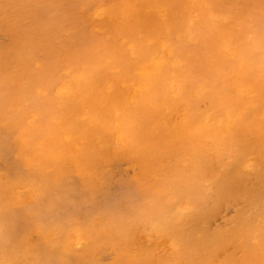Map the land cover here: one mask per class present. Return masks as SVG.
<instances>
[{"label": "rangeland", "instance_id": "374dc122", "mask_svg": "<svg viewBox=\"0 0 264 264\" xmlns=\"http://www.w3.org/2000/svg\"><path fill=\"white\" fill-rule=\"evenodd\" d=\"M177 1L180 3L179 5L184 2L183 0ZM187 1L186 8L193 0ZM236 1L240 0H234L233 2ZM116 2L117 0H0V264H57L58 261V264H264V250H262L264 249V232L260 231V234L259 232L250 231L248 226L244 228L239 224L236 225L238 218L244 219L245 216H248L245 208L247 204L252 203V198L246 189L250 182L247 179L248 174L238 171L236 173L235 171L238 166H247L252 161L258 162L260 167L264 166V88L259 85L264 82V51L262 50L264 47V27H262L264 26V0H242L236 2L233 6L236 11L231 12L232 16L236 17V14L240 13V17L247 16L250 19L253 16L255 19L253 24L256 25L250 28L248 26L249 29H245L250 34L247 35L241 31L242 24L237 27V30L241 32H234L228 27H225L227 31L218 28L219 30L212 32L210 35L205 32V36L208 37L204 41L205 44L203 43V50L195 47L193 51L189 52L191 57L198 58V62L192 63L193 67L190 70V76L201 74L198 68L199 64L204 63L206 66L207 63L212 72L207 77L218 75V81L220 82L221 80V88H224L227 94L226 100H229L231 104L243 106L246 113L249 114V121L246 119L244 122L242 110L238 107L228 116L227 121L229 120V122L224 125H219L214 120L206 117L211 115V112L209 114L205 113L203 111L204 108L201 109L203 111L201 118L193 116L189 111L190 106L187 98L186 100L160 103L156 100L154 92L151 91L150 93L142 81L139 82L137 80L139 83L137 85L136 79L132 77L134 81L131 80V76L130 79L127 77V80L115 79L116 76L120 78L118 73L122 74L121 63L126 60V57L129 61L136 58L135 44L124 36L125 31L123 35V28L125 30L126 22L123 23L122 20L124 18L122 16L118 17L119 8ZM245 2H248L246 5L252 3L251 16L239 7V4H245ZM133 3L134 0H127L124 5L125 9L130 8L129 6ZM106 4H108L107 11ZM147 9L150 10L146 7ZM164 13L165 9L161 7L158 14L164 17ZM261 14H263L262 17ZM183 16L184 14H181L179 18L181 19ZM112 18L113 20L111 21ZM244 21L248 20L244 19ZM112 23L117 26H112ZM122 23L123 26L125 25L124 27ZM193 23L196 24L195 21H192L189 25V30H193L195 26ZM109 26L113 29L109 30ZM257 28H259L262 35L256 30ZM189 33L192 37L195 34L194 32L191 34V31ZM188 34L182 24L175 26L177 42H183L187 39L192 45L196 44L194 37L186 38ZM113 35L117 39L115 43L112 40L114 38H111ZM244 35H247L245 37L246 40L245 38L238 40ZM252 35L255 40H253V37L251 38ZM81 38L83 39L81 40ZM79 39L80 41H78ZM86 40H88V44ZM212 40H214V43ZM247 40L252 45L248 44ZM256 40L257 44L255 43ZM91 41H93V44H91ZM253 42L256 45H253ZM98 44L101 46H97ZM111 44L116 45L113 53L114 57L111 55V48H113ZM223 44H228V48H225L224 52L227 55L233 54L230 56L232 58L230 61L232 66L228 64L229 61H226L229 58L225 57L219 50L220 46L224 47ZM82 45L87 49L85 50ZM99 47L100 49L98 50ZM88 48L93 49L89 50ZM101 48H107L108 50H102ZM255 48H257V51ZM80 49L82 50L81 52ZM228 49H231V52ZM253 50L256 52H253ZM88 51L93 52L89 53ZM237 53L238 56L236 55ZM82 54H86L91 59H93L94 55V59L85 61V56L83 58L79 56ZM69 55L72 57H69ZM32 57L33 59L30 60L29 58ZM95 60L98 62H94ZM152 60H155L160 66H170L172 68L173 65L183 68L188 64L186 62L180 63L175 58L173 49L167 43H161L160 48L153 52ZM24 61L28 64L29 69L25 66L26 63ZM103 61L104 63L107 62L108 65H102L104 67L99 65L100 62L104 64ZM19 62L22 63L21 66L23 67L19 66ZM93 62L96 63L95 66ZM161 62L164 63L162 64ZM58 63H61L62 67ZM78 63L82 66L80 67ZM97 63L99 64L97 65ZM239 63H242L243 70L246 69L247 72L245 71L244 77H236L232 81L229 80L231 83H228L231 68L237 67ZM247 63H250L251 66L248 67ZM71 64L72 66H70ZM53 65L57 68L54 69ZM73 65L77 66V68ZM33 66L40 68L37 70ZM114 66L117 68L113 69ZM25 67L26 69H24ZM108 67H113V70ZM87 68L88 70L91 68L94 73L91 70L90 73L85 71ZM103 68L108 69L104 70ZM20 69H23V71ZM41 69L45 73L44 71H42L43 73L39 72ZM67 69L72 70L68 72ZM260 69L262 70L261 72ZM54 70L59 73H55L56 71L54 72ZM76 70H79V72ZM114 70L115 72H112ZM36 71L39 72L40 77ZM99 71H108L106 75L111 77H100L103 73L100 72L101 74H99ZM72 72L75 75L80 73L82 76H75L74 73L71 75ZM262 72L263 74H261ZM60 73L65 82L62 81ZM68 73H71V76ZM96 73L99 76L96 77ZM25 74H27L26 77ZM172 74L167 76L166 81V84L170 85V90L173 92L177 91V88L178 90L181 89L182 92L191 90L193 84L185 81L180 70H174ZM222 75L224 77H221ZM175 76L176 78L173 79ZM67 77L68 79H66ZM71 77L76 79L73 80ZM89 77H92V81ZM102 77L107 79V81L105 80L107 82L106 85L109 86L105 85L107 90L102 88L100 93L99 90L103 85L100 87L97 84H100ZM177 77L179 78L177 79ZM55 78H58L60 83ZM149 78L153 79L154 75L151 74ZM33 80L35 82H32ZM98 80L100 81L99 83ZM169 80L173 83L171 84ZM37 83L41 85L39 86ZM57 84L59 85L58 87ZM86 84L90 85V88H88L90 90L86 89L89 87ZM93 84L98 87L93 86ZM186 84L189 85L186 86ZM176 85L178 86L175 87ZM48 86H52L50 88L54 86V89H50ZM115 86L118 88H114ZM34 87H39V89ZM83 87L84 89H81ZM108 87L111 88L108 90ZM112 88L113 90L115 89L113 93ZM145 88L147 92H145ZM103 89L106 90L105 93L107 95L103 94L101 98L98 97L100 99H94L97 98L98 93L102 94ZM132 89L136 91L139 98L149 97H146V99L147 101L149 100V108L151 107L153 111L145 112L143 110L142 114L139 112L142 118L137 111V113L135 112L136 115L133 114L132 120L134 119L133 121L137 122L138 120L136 119H139L138 122L141 121L140 126L138 125L139 123L136 124L130 119L131 116L129 111H127L129 107L126 108L128 106L126 95ZM91 90L99 92L96 95L95 92H90ZM47 91L50 93L48 92L47 94ZM56 91L57 93H54ZM80 91L83 94V98L80 96ZM70 92L73 96L70 95ZM62 93L63 95L65 94L66 98L70 95L68 100L71 103L66 98H63ZM34 94L35 96H32ZM84 94L85 97L87 96L86 98H84ZM92 94L96 96L91 97ZM51 95H54V97ZM104 95L106 98L108 97L109 104L114 106H108V102L105 101L107 99L103 98ZM55 96L58 97L55 98ZM74 97L78 98V100L80 98L84 102L85 99L91 100H87L86 104L81 101L85 104H83V107L82 103L79 102L80 106L78 100ZM109 97L112 98L111 101ZM73 98L77 104V106H74L76 108H72V105H76L72 104ZM99 100L100 104H98ZM101 100L104 101L101 102ZM52 101L53 103L55 101H57L56 103L63 101L61 102L63 104L67 102V106H63L61 103L53 105ZM104 102L106 103L104 104ZM116 102H119L118 105ZM135 102L133 101L134 104H137ZM133 103L129 104V106L134 105ZM182 103L184 104L182 105ZM89 104L91 109H88L90 107ZM203 104L205 105V102ZM121 105L126 108L125 111H123L124 109ZM97 106H99L98 110ZM103 106L107 107L104 109L105 112L102 111ZM92 107L95 108L93 109ZM152 107L154 108L152 109ZM99 108L100 110L102 109L101 112H103L102 114L105 113V115L106 109H113L114 112L110 110L108 116L106 115L108 119L103 120V118H106L105 115L102 117V114L101 116L96 114V112L100 111ZM72 110L75 114L72 113ZM90 110H95V113L90 112ZM65 111H69L74 115L72 116L68 112L66 113L68 117L67 115L65 117ZM119 111L124 113L120 112L122 115L129 114L127 119L126 116H123L124 118L121 115L118 116L120 114ZM178 112H182V115ZM87 113L95 115H91L94 118L93 120H95L92 125V118L88 117V115V119L86 118ZM109 114L111 116L113 114V116L111 117ZM143 114L147 115L144 116ZM58 118H61V121ZM83 118H86V120ZM97 119L101 121L98 120L96 122ZM111 119L113 122L110 121ZM121 119L123 121L124 119L125 121L128 120V122L126 121L127 125L124 124L125 121L122 123ZM172 119L175 121H172ZM79 120L83 125L89 121L88 125L84 126L80 123L85 129L84 133L94 134L97 132V128L99 132L101 127L103 130L106 129V132L101 130L104 133L99 132L98 135L97 132L94 137L90 134V139L86 136L87 134L85 135L86 137H83V128L78 124ZM107 120L111 122L106 125L108 129L105 125L103 126L104 123L101 124V122ZM158 121L160 123L156 124ZM164 121H166V124ZM154 122L156 123L154 124ZM98 124L102 126L100 125L101 127L99 128ZM217 124L219 125L217 127L218 130H216ZM77 126H80V129H78L81 130L79 135L83 137L82 139L79 138V135L77 136L79 131L76 130ZM87 126H94L96 130L93 129V131L95 130V132H92V129ZM236 127H240L237 135L232 134ZM87 128L91 132L86 130ZM150 128H152V131ZM185 128H198V132L195 135L196 138L188 139L183 136ZM54 129L55 131L60 129V131L58 130L55 134ZM222 130L223 132H221ZM125 131L127 134L129 131L130 135L131 131L132 134L133 132L135 134L140 132L137 134L142 136L143 141L139 138L143 146L139 145L140 141L136 137L137 134L134 137H136V142L138 140L139 143L134 141L133 136H131L133 142L130 141L131 138L128 139L127 136L129 134L126 135ZM86 138H88V142L90 141L89 143L85 142ZM222 138L225 142L216 141ZM235 139L238 141L236 142ZM165 140L170 142L165 143ZM154 141H157L156 143L158 144H156V147L152 146V150L149 142L153 145ZM130 142H132L131 144L135 142L137 144L136 147H139V149L144 150L143 147L145 146L146 152L152 153L149 155L144 153L143 155V151L141 150V153L138 149L142 156L147 154V160L141 157L149 161L148 163L152 164V166L147 162L145 163V160L144 163L141 162L143 159H140V154L136 151L137 148L133 146L135 144L132 145L136 148L135 152L131 153L134 148H131ZM152 142L154 143L152 144ZM159 144L163 145L160 146ZM159 148L160 151H158ZM161 148L165 150H161ZM178 151L180 154H177ZM137 152L139 156L138 154L136 155ZM150 167L153 168L151 169L152 171ZM179 169L181 170L179 171ZM23 170L25 171L23 172ZM245 170L248 172L249 168H245ZM171 171L175 173L172 172L171 174ZM174 174L177 175L174 176ZM181 183L182 185H180ZM235 183L240 184L239 188H236L237 185ZM146 186L148 187L146 188ZM223 188L227 191L223 196L224 198L218 204H214L215 196L218 193L220 194ZM180 192L182 193L180 194ZM262 202H259V204ZM27 203L31 205L29 206ZM86 219L88 220L86 221ZM258 223H262L261 220ZM217 233H229L230 237L218 239L216 237ZM40 237L42 238L40 239ZM258 239H261L262 242ZM255 244L257 247H253ZM225 246L226 248H224ZM239 248H241L240 252L238 251ZM235 249L236 253L233 252ZM216 252L219 256L216 255Z\"/></svg>", "mask_w": 264, "mask_h": 264}, {"label": "bare ground", "instance_id": "6f19581e", "mask_svg": "<svg viewBox=\"0 0 264 264\" xmlns=\"http://www.w3.org/2000/svg\"><path fill=\"white\" fill-rule=\"evenodd\" d=\"M106 1V0H105ZM184 1V2H183ZM181 3V5H179L180 3H178V1L177 0H134V3L131 5V6H129L130 8H127V9H125V4H126V2H127V0H117V2H116V4H117V6H118V17L119 16H122L123 18H124V20H122L123 21V23L124 22H126L125 24H126V28H125V30H124V28H123V35H124V31H125V35L124 36H126L127 38H128V40L130 39V40H132V42L135 44V46H136V58L134 59V60H127V57H126V60H124V62H122L121 63V71H122V74L120 75V73H118V72H116V73H118L119 74V76H120V78H117V76L115 77V79H120V80H127L126 78L128 77L129 79H130V76H131V80H133V78H135L136 79V84L138 83V81L140 82V81H142L143 82V84L146 86V88H147V90L151 93V91H153L154 92V96H155V98H156V100H158V102H162V103H167V102H173V101H178V100H186V98L188 99V101H189V106H190V108H189V111H190V113L193 115V116H195V117H198V118H201L202 116V112L203 111H205V113H207V114H209V112H211V115H207L206 117H208V118H210L211 120H214L216 123H218L219 125H224V124H226V122H229V120L227 121V119H228V116L233 112V110L234 109H236V108H240L241 110H242V116L244 117L243 118V121L245 122V120L247 119V121H249V114L248 113H246V110H245V108L243 107V106H239V104H231L230 102H229V100H226L227 99V94H226V91L224 90V88L222 89L221 88V80H220V82L218 81V75H216L215 77H207V76H209L212 72L210 71V69H209V65L206 63V66L204 65V63H202V64H199V66H198V68H199V71H200V73L201 74H198V75H196V76H190V70H191V68L193 67V64L192 63H196V62H198L197 60H198V58H196V57H191V55H189V52L190 51H193V49L196 47L197 49H199V50H203L204 49V45H203V43H204V41L207 39V37L208 36H205V32H207L209 35L212 33V32H215L216 30H219L218 28H222V29H224V30H226L227 31V29L225 28V27H228L229 29H231V30H233L234 32H241V31H243V32H245L247 35L248 34H250V32H247L246 30H247V28H248V26H249V28L252 26H254V25H256V24H253L254 23V21H255V19L253 18V16L249 19L247 16H243V17H240V13H238V14H236V17L235 16H232L231 14V12H233V11H236L234 8H233V6L236 4V2H240V1H242V0H240V1H236V2H233L234 0H193V1H191V3L189 4V6H188V8H186L185 7V5H186V3L188 2L187 0H183ZM244 1H246V0H244ZM249 2V1H248ZM248 2H245V4H239V7H241L240 9L241 10H243V11H245L249 16H251L252 14V12H251V10L253 9L252 8V3L251 4H248V5H246V3H248ZM244 3V2H243ZM188 4V3H187ZM261 4H262V2H261ZM107 5L108 4H106L105 6H106V11L108 10L107 9ZM258 5L259 6H261L260 5V3H258ZM259 6H258V8H259ZM146 7H148L150 10H146ZM161 7H163L164 9H165V16L163 17V16H161L160 14H161V12H160V14H158V11H159V9H161ZM236 7V6H235ZM238 8V7H237ZM262 8V7H261ZM260 8V9H261ZM254 11V10H253ZM79 12H81V11H79ZM182 12V13H181ZM262 12V11H261ZM264 12V11H263ZM179 13H181V14H184V16L180 19L179 18V15H181V14H179ZM260 13V12H259ZM258 13V15L260 16V14ZM117 14V13H116ZM245 14V13H244ZM115 15V14H114ZM254 15V14H253ZM262 15L263 14H261V17H262ZM264 17V16H263ZM244 19L245 20H248V21H244ZM54 20V19H53ZM113 20V18L111 19V21ZM115 20H116V17H115ZM117 20H118V18H117ZM264 20V19H263ZM110 21V22H111ZM196 22V24H194L195 26H194V28H193V30H189V25L191 24V22ZM76 22V21H75ZM257 22H258V20H257ZM52 23V22H51ZM114 23V22H113ZM112 23V26H114L115 24H113ZM117 23V22H116ZM123 23H122V26H123ZM118 24V23H117ZM177 24H182L183 26H184V29H185V31L187 32V34L189 33V31H191V34L194 32L195 34H194V38L196 39V44H194V45H192L189 41H187V39H185L183 42H177L176 41V38H175V26H177ZM240 24H242V29H241V31H238L237 29V27H239V25ZM264 25V24H263ZM57 26V25H56ZM78 26H80V25H78ZM115 26H117V25H115ZM121 26V25H120ZM125 26V25H124ZM123 26V27H124ZM262 27H264V26H262ZM261 27V28H262ZM56 28V27H55ZM104 28V27H103ZM109 28V30L110 29H113L112 27H108ZM248 28V29H249ZM57 29V28H56ZM59 29V28H58ZM246 29V30H245ZM252 29V28H251ZM263 29V28H262ZM261 29V30H262ZM114 30L116 31L117 29H115L114 28ZM121 30V29H120ZM224 30H222V31H224ZM257 31H259V28H257L256 29ZM264 30V29H263ZM103 31V30H102ZM104 32V31H103ZM107 32H109V31H107ZM117 32H118V30H117ZM254 32V31H253ZM252 32V33H253ZM260 32V34L262 35V33H261V31H259ZM258 32V33H259ZM86 33H88V32H86ZM85 33V34H86ZM110 33H111V31H110ZM114 33V32H113ZM122 33V32H121ZM81 34V33H80ZM118 34V33H117ZM120 34V33H119ZM82 35V34H81ZM80 35V36H81ZM123 35H121V36H123ZM222 35V34H221ZM247 35H244L243 37H241V38H238V40H242V39H244L245 37H247ZM79 36V35H78ZM90 36V35H89ZM93 36V35H92ZM98 36V35H97ZM102 36H104V35H102ZM101 36V37H102ZM107 36V35H106ZM115 35H113L111 38H114V39H112V40H114V43L117 41V39H116V37H114ZM119 36V35H118ZM184 36V35H183ZM83 37H86V36H83ZM91 37V36H90ZM89 37V38H90ZM107 37H109V36H107ZM188 37H192L191 35H190V33L188 34V36L186 37V38H188ZM192 37V38H193ZM210 37V36H209ZM250 37V36H249ZM253 37V35L251 36V38ZM262 37V36H261ZM122 38V37H121ZM180 38H182L181 36H180ZM189 38V39H190ZM256 38V37H255ZM83 38H81V40H82ZM102 39H103V37H102ZM123 39V38H122ZM101 40V39H100ZM109 40H111L110 38H109ZM125 40V39H124ZM127 40V41H128ZM245 40H246V38H245ZM248 40H251V41H253V40H255L254 39V37H253V40L252 39H248ZM247 40V41H248ZM78 41H80V39L78 40ZM85 41V40H84ZM83 41V42H84ZM88 40H86V43L88 44V42H87ZM213 41V43H214V40H212ZM211 41V42H212ZM221 41H222V37H221ZM92 42V43H91ZM90 43L91 44H93V41H91ZM99 42V41H98ZM101 42V41H100ZM105 42V41H104ZM132 42H130V43H132ZM249 42V41H248ZM257 42V40L255 41V43ZM76 43V42H75ZM113 43V42H112ZM128 43H129V41H128ZM128 43H126V45H128ZM161 43H167V45H169L170 46V48H172L173 49V51H174V54H175V58L180 62V63H183V62H186V63H188L185 67H183V68H180L179 66H177V67H175V65H173V68L172 67H170V66H160V65H158L157 64V62H155V60H152V54H153V52L155 51V50H157V49H159L160 48V45H161ZM245 43V42H244ZM85 44V43H84ZM86 44V45H87ZM97 44V43H96ZM100 44V43H99ZM97 45V46H101V45ZM104 44V43H103ZM134 44H133V46H134ZM205 44V43H204ZM248 44H250V45H252L251 44V42H249ZM248 44H246V45H248ZM257 44V43H256ZM256 44H254V42H253V45H256ZM90 45V44H89ZM111 45H113V44H111ZM163 45V44H162ZM164 45H166V44H164ZM190 45H192V46H190ZM224 45V44H223ZM82 46H84V45H82ZM115 46L116 45H113V48H111V55H113V53H114V51H115ZM125 46V45H124ZM124 46H122V47H124ZM242 46H245V45H242ZM242 46H240V47H242ZM90 47H91V45H90ZM104 47V46H103ZM117 47H118V45H117ZM130 47V46H129ZM162 47V46H161ZM71 48V47H70ZM79 48H81L80 46H79ZM78 48V49H79ZM84 48H85V46H84ZM93 48H95L94 46H93ZM93 48H91V49H93ZM225 48H228V44H225L224 45V47L223 46H220V48H219V50L221 51V53H223L224 54V56L225 57H227V58H229V59H227L226 61H229L228 62V64H230L231 66H232V63L230 62L231 61V55H233V54H226L225 52H224V49ZM82 49V48H81ZM80 49V52L82 51ZM87 48H85V50H86ZM89 49V48H88ZM91 49H89V50H91ZM100 49V47L98 48V50ZM102 49V48H101ZM107 49V48H106ZM105 48H103L102 50H106ZM110 49V48H109ZM133 49V48H132ZM132 49H130L131 51H132ZM208 49V48H207ZM252 49H254V47H252ZM256 49V51H257V48H255ZM29 50V49H28ZM108 50V49H107ZM106 50V51H107ZM227 50V49H226ZM231 50V49H230ZM229 49H228V51H230ZM262 50L264 51V47L262 48ZM93 51H95V50H93ZM93 51H88L89 53H92ZM105 51V52H106ZM131 51H129V52H131ZM169 51V50H168ZM167 51V52H168ZM205 51V50H204ZM210 51V50H209ZM255 50H253V52H256ZM84 52V51H83ZM97 52V51H96ZM102 53H103V51H101ZM100 52V53H101ZM170 52V51H169ZM206 52H207V50H206ZM231 52V51H230ZM20 53V52H19ZM77 53V52H76ZM78 53H79V51H78ZM108 53V52H107ZM236 53V52H235ZM36 54V53H35ZM73 54H74V52H73ZM73 54H71V55H73ZM87 54V53H86ZM86 54L85 55H79V56H82V58L85 56V61L87 60V59H91V58H89L88 56H86ZM94 54H95V52H94ZM34 55V54H33ZM53 55V54H52ZM89 55V54H88ZM99 55V54H98ZM98 55H96V56H98ZM237 56H238V53L236 54ZM236 55H234L235 57H237ZM264 55V54H263ZM75 56V55H74ZM73 56V57H74ZM90 56V55H89ZM95 56V57H96ZM166 56H167V53H166ZM24 57V56H23ZM22 57V58H23ZM34 57V56H33ZM33 57L32 58H29L30 60H32L33 59ZM69 57H72V56H70L69 55ZM78 57V56H77ZM86 57H88V58H86ZM91 57H92V55H91ZM113 57H114V55H113ZM168 57V56H167ZM263 57V56H262ZM81 58V57H80ZM110 58H112V57H110ZM128 58H129V56H128ZM130 58H132V57H130ZM241 58H242V56H241ZM46 59V58H45ZM55 59V58H54ZM63 59V58H62ZM93 59H94V55H93ZM93 59H91V60H93ZM106 59V58H105ZM122 59H125V58H122ZM159 59V58H158ZM235 59V58H234ZM25 60H26V62H27V58L25 57ZM35 60V59H34ZM44 60V59H43ZM42 60V61H43ZM53 60V59H52ZM74 60H76V59H74ZM80 60V59H79ZM83 60V61H84ZM165 60V59H164ZM245 60V59H244ZM243 60V61H244ZM264 60V59H263ZM37 61V60H36ZM51 61V60H50ZM56 61V60H55ZM67 61H69V60H67ZM71 62H72V60H70ZM84 61V62H85ZM97 60H95L94 62H96ZM114 61V60H113ZM122 61V60H121ZM120 61V62H121ZM241 61V60H240ZM25 61H24V63H26ZM28 62H30V61H28ZM48 62H49V60H48ZM65 62V61H64ZM93 62V63H94ZM98 62V61H97ZM172 62V61H171ZM242 62V61H241ZM35 63V62H34ZM40 63H42L41 61H40ZM66 63V62H65ZM74 63V62H73ZM83 63V62H82ZM103 63H104V61H103ZM162 63V62H161ZM164 63V62H163ZM162 63V64H163ZM21 64L22 63H20L19 62V66L20 67H23V66H21ZM27 64V63H26ZM25 64V66H27L28 67V64L26 65ZM43 64H45L44 62H43ZM58 64H60L61 65V67H62V64L61 63H58ZM78 64H80V63H78ZM78 64H76L77 66H78V68H80L82 65L80 64V67H79V65ZM95 64L96 63H94V66H95ZM99 63H97V65H98ZM108 65L107 64V62L106 63H104V64H101V62H100V64L99 65ZM248 64V67H250L251 65H250V63H247ZM35 65V64H34ZM48 65V64H47ZM49 65H51V64H49ZM59 65V66H60ZM67 65H69L68 63H67ZM84 65V64H83ZM111 65H114V64H111ZM116 65V64H115ZM177 65H179V63H177ZM41 66V65H40ZM45 66V65H44ZM44 66H42V68H44ZM70 66H72V64L70 65ZM73 66H75V65H73ZM77 66H75L76 68H77ZM86 66V65H85ZM85 66H83V67H85ZM91 66V65H90ZM89 66V67H90ZM117 66V65H116ZM246 67H247V65H245ZM34 68H36L35 66H33ZM52 67H55L54 65L52 66ZM66 67V66H65ZM69 67V66H68ZM67 67V68H68ZM102 67H104V66H102ZM120 67V66H119ZM118 67V68H119ZM38 68H40V67H38L37 66V70H39ZM48 68V67H47ZM46 68V69H47ZM57 67H55L54 69H56ZM60 68V67H59ZM71 68V67H70ZM86 68V67H85ZM97 68V67H96ZM99 68V67H98ZM108 68H110V69H112L111 67H108ZM108 68H106V69H108ZM115 68H117V67H115L114 66V68L113 69H115ZM243 66H242V63H239L238 65H237V67H234V68H231V70H230V76L228 77V83H231L230 81H232L234 78H236V77H239V78H242V77H244V74H245V71L247 72V70L245 69V70H243ZM24 69H26V67L24 68ZM28 69H29V67H28ZM32 69V68H31ZM35 69V70H36ZM61 69V68H60ZM59 69V70H60ZM73 69V68H72ZM72 69H67L68 70V72L70 71V70H72ZM100 69V68H99ZM104 70H106L105 68H103ZM112 69V70H113ZM262 69V68H261ZM260 69V72L262 71ZM20 70H22L23 71V69H20ZM48 70V69H47ZM64 70V69H63ZM62 70V71H63ZM73 70H75V69H73ZM83 70V69H82ZM90 70H91V68H90ZM90 70H88V68H87V70H85V71H89V73H90ZM94 70V69H93ZM96 70V69H95ZM174 70H180L181 71V73H182V75H183V77H184V79H185V81H187V83H191V84H193V87L191 88V90H185V91H181V89H179L178 90V88H177V91H175V92H173L172 90H170L169 89V86L166 84V81H167V76H169V74L171 75L172 73H173V71ZM33 71H34V69H33ZM42 71H44V70H40L39 72H42ZM50 71H51V69H50ZM56 70H54V72H55ZM62 71H60V72H62ZM76 71H78L79 72V70H76ZM258 72H259V70H257ZM264 71V70H263ZM9 72V71H8ZM26 72H27V70H26ZM29 72V71H28ZM32 72V71H31ZM36 72H38V71H36ZM39 72H38V76H39ZM52 72V71H51ZM67 72V71H66ZM83 72V71H82ZM91 72H93L92 70H91ZM96 72V71H95ZM103 73V74H105V75H100V77L101 76H104L105 78H107L106 76H108V75H106L107 73H108V71H105V72H102V71H99V74H101V73ZM112 72H115V70L114 71H112ZM131 74H130V73ZM224 72V71H223ZM43 73V72H42ZM41 73V74H42ZM44 73H45V71H44ZM55 73H57V71L55 72ZM59 73V72H58ZM57 73V74H58ZM73 73L74 72H72V74L71 75H73ZM94 73V72H93ZM110 73V72H109ZM116 73H115V75H116ZM10 74V73H9ZM30 74V73H29ZM52 74H53V72H52ZM64 74V73H63ZM62 74V75H63ZM66 74V73H65ZM69 74V73H68ZM69 74V75H70ZM87 74V73H86ZM154 75V78L153 79H150L149 78V76L150 75ZM176 74V73H175ZM206 75V76H203V75ZM261 74H263V72L261 73ZM70 75V76H71ZM74 75H75V73H74ZM79 75H81L82 76V74H78V75H75V76H78L79 77ZM88 75H90V74H88ZM109 75H111V74H109ZM173 75V74H172ZM220 75V74H219ZM27 76V74H25V77ZM42 76V75H41ZM54 76V75H53ZM58 76V75H57ZM60 76H61V73H60ZM67 76V75H66ZM69 76V77H70ZM85 76V75H84ZM91 76V75H90ZM97 76H99V75H97V73H96V77ZM113 76H114V74H113ZM40 77V76H39ZM86 77V76H85ZM88 77V76H87ZM104 77H102L101 78V82L98 80V83L100 82V84H97L96 82H97V80H96V82H94L95 84H97L98 86L100 85V87L103 85V87H101V89L99 90L100 91V93H101V90H102V88H105L106 86H109V85H106V81H107V79H105ZM108 77H111V76H108ZM133 77V78H132ZM200 77V78H199ZM221 77H224V75H222ZM262 77V76H261ZM21 78V77H20ZM30 78V77H29ZM28 78V79H29ZM38 78V77H37ZM59 78V77H58ZM58 78L56 79L55 78V80H58ZM61 78H62V81H63V77L61 76ZM89 78H91L90 80L92 81V77H89ZM89 78H87V79H89ZM113 78V77H112ZM112 78H110V79H112ZM174 78H176V76L175 77H173V79ZM179 77H177V79H178ZM252 78V77H251ZM8 79V78H7ZM42 79V78H41ZM44 79V78H43ZM65 79V78H64ZM66 79H68V77L66 78ZM71 79H73L72 77H71ZM76 79V78H75ZM75 79H73V80H75ZM94 79V78H93ZM109 79V78H108ZM171 79V78H170ZM45 80V79H44ZM83 80V79H82ZM106 80V81H105ZM112 80H114V79H112ZM112 80H110V82H112ZM138 80V81H137ZM172 80V79H171ZM223 80V79H222ZM230 80V81H229ZM235 80H237V79H235ZM4 81V80H3ZM42 81V80H41ZM41 81H39V82H41ZM61 81V82H62ZM77 82H78V80H76ZM81 81V80H80ZM85 81V80H84ZM83 81V82H84ZM134 81V80H133ZM32 82H35L34 80L32 81ZM38 82V81H37ZM58 82H59V80H58ZM63 82H65V81H63ZM67 82H68V80H67ZM85 82H87V81H85ZM129 82V81H128ZM169 82H170V80H169ZM60 83V82H59ZM80 84H82L81 82H79ZM89 83V82H88ZM109 83V82H108ZM171 83V82H170ZM173 83V82H172ZM171 83V84H172ZM176 83V82H175ZM38 84V83H37ZM51 84V83H50ZM55 84V83H54ZM53 84V85H54ZM69 84H70V82H69ZM111 84V83H110ZM115 84H116V82H115ZM132 84V83H131ZM139 84V83H138ZM137 84V85H138ZM169 84V83H168ZM32 85H34V84H32ZM39 85V84H38ZM37 85V86H38ZM41 85V84H40ZM39 85V86H40ZM56 85V84H55ZM54 85V86H55ZM78 85V84H77ZM86 85H89V84H86ZM106 85V86H105ZM118 85V84H117ZM136 85V86H137ZM189 84H186V86H188ZM239 85V84H238ZM259 85H261L262 86V88H264V82L263 83H261V84H259ZM54 86H53V88H50V87H52V86H48V88H50V89H54ZM59 85L57 84V87H58ZM76 86V85H75ZM80 86V85H79ZM79 86H78V88H79ZM82 86H84L83 84H82ZM93 86H96V85H94L93 84ZM98 86H96V87H98ZM111 86V85H110ZM135 86V87H136ZM178 85H176L175 87H177ZM42 87V86H41ZM41 87H40V89H41ZM61 87H63V86H61ZM91 87H92V85H91ZM111 87H113V86H111ZM111 87H108V90L111 88ZM134 87V88H135ZM143 87V86H142ZM172 87H174V86H172ZM34 88H36V87H34ZM88 88H90V85H89V87H87L86 89H88ZM114 88H118L117 86H115ZM141 88V87H140ZM139 88V89H140ZM146 88H145V92H147V90H146ZM234 88H235V86H234ZM237 88V87H236ZM243 88V87H242ZM36 89H39V87L38 88H36ZM69 89V88H68ZM70 89H72V88H70ZM77 89V88H76ZM81 89H84V87L83 88H81ZM85 89V90H86ZM106 89V88H105ZM136 89V88H135ZM241 89V88H240ZM33 90V89H32ZM88 90H90V89H88ZM97 90V89H96ZM104 90V89H103ZM107 90V89H106ZM106 90H104V91H102V94H100V93H98L99 91H90V92H95V94L97 95V93L99 94V95H101V96H97V98H94V99H100L101 97H102V95L103 94H106L107 95V93H105L106 92ZM175 90H176V88H175ZM228 90H230V89H228ZM247 91H248V89H246ZM30 91V90H29ZM58 91V90H57ZM57 91L56 92H54V93H57ZM136 91H137V89H136ZM136 91H134L133 89H132V91L131 92H129V94H127L126 95V97H127V99H128V106L126 107V108H128L127 109V111H129V114H130V119L132 120V117L134 116V115H136L135 114V112L137 111L138 112V115H141L142 113L141 112H143V110L145 111V112H147V111H150V112H153L152 110H151V107L149 108V100L147 101V99H146V97L144 96V97H140L139 98V96H137L138 94H136ZM235 91H237V90H235ZM39 92V91H38ZM48 92L49 91H47L46 93L48 94ZM69 92V91H68ZM67 92V93H68ZM73 92V91H72ZM77 92H79V90H77ZM85 92V91H84ZM104 92V93H103ZM108 92H110V91H108ZM113 92H115V89L113 90V88H112V93ZM144 92V93H145ZM238 92V91H237ZM243 92V91H242ZM242 92H240V93H242ZM244 92H245V90H244ZM37 93V92H36ZM50 93V92H49ZM80 93H81V91H80ZM87 93H89V92H87ZM140 93V92H139ZM251 93H253V92H251ZM91 95V97L93 96H96V95ZM109 94V93H108ZM147 94V93H146ZM248 94H250V93H248ZM50 95V94H49ZM57 95H59V94H57ZM65 95V94H64ZM63 95V93H62V96H64ZM70 95H72L71 94V92H70ZM69 95V96H70ZM32 96H35V94L34 95H32ZM47 96V95H46ZM52 96V95H51ZM67 96V95H66ZM69 96H67V98L64 96L63 98H66L67 100H68V97ZM73 96V95H72ZM76 96H78V95H76ZM80 96H82V98H83V94L81 93L80 94ZM79 96V97H80ZM243 96V95H242ZM50 97V96H49ZM52 97H54V95L52 96ZM56 97H58V96H55V98ZM87 97V96H86ZM85 97V94H84V98H86ZM98 97H100V98H98ZM112 97V96H111ZM70 98H72V97H70ZM74 98H76V97H74ZM74 98H73V101H72V104L74 103V104H76L75 102H74ZM103 98H105V99H107L106 97H105V95L103 96ZM112 98H114V97H112ZM112 98H110L109 97V99H110V101H111V99ZM147 98H149V97H147ZM49 99V98H48ZM60 99V98H59ZM104 99V100H105ZM151 99V98H150ZM204 99V100H203ZM57 100V99H56ZM64 100V99H63ZM76 100H78V98H76ZM88 100V99H87ZM86 99H85V102H84V100H82V99H80L79 98V100H78V103L79 102H84L85 104H86V101H87ZM91 99H89L88 101H90ZM104 100H101V102H103ZM108 100V99H107ZM107 100H105L106 102H108V104L110 103L109 102V100L107 101ZM5 101V100H4ZM44 101H46V100H44ZM59 101V100H58ZM114 101H116V100H114ZM118 101H120V100H118ZM133 101H136L137 102V104H134L133 103ZM57 101H55V103H56ZM61 102H63V101H61ZM60 102V103H61ZM68 102H70L71 103V101H69L68 100ZM81 102V103H82ZM106 102H104V104L106 103ZM135 102V103H136ZM205 102V105L203 104ZM45 103V102H44ZM52 103H53V101H52ZM51 103V104H52ZM55 103H53V105L55 104ZM59 102L58 103H56V104H60ZM84 103H82V106H83V104ZM88 103V102H87ZM118 103L119 102H116V104L118 105ZM131 103H133L134 105H130L129 106V104H131ZM61 104H63V103H61ZM84 104V105H85ZM98 104H100V100H99V103ZM108 104H106V105H108ZM111 104H115V103H111ZM184 103H182V105H183ZM9 105V104H8ZM67 106V102H66V104H63V106ZM79 105L81 106V104L79 103ZM92 105V104H91ZM125 105V104H124ZM151 105V104H150ZM152 105H154V104H152ZM48 106H49V104H48ZM58 106V105H57ZM69 106H70V104H69ZM74 106H77V104L76 105H72V108H76V107H74ZM89 106H90V104H89ZM88 106V107H89ZM95 106V105H94ZM105 106V105H104ZM103 106V107H104ZM108 106H111L110 104L108 105ZM112 106H114V105H112ZM111 106V107H112ZM123 105H121V107H122ZM50 107V106H49ZM48 107V108H49ZM52 107V106H51ZM84 107V106H83ZM86 107V106H85ZM96 107V106H95ZM95 107H92L93 109L95 108ZM98 107L99 106H97V110H98ZM102 107V111L103 112H105L104 111V109L105 108H107V107H104L103 108ZM179 107H180V105H179ZM55 108H56V105H55ZM62 108V107H61ZM101 108V107H100ZM100 108H99V110H100ZM109 108V107H108ZM124 110L123 111H125V107H122ZM154 107H152V109H153ZM202 108H204V110L202 111L201 109ZM84 109V108H83ZM86 109H87V107H86ZM88 109H91V106L88 108ZM92 109V110H93ZM180 109V108H179ZM181 109H183V108H181ZM60 110V109H59ZM63 110H65V109H63ZM70 110V109H69ZM75 110H78V109H75ZM92 110H90V112H94L95 113V110L94 111H92ZM101 110L99 111V112H96V114L97 115H100L101 116V114L103 113V112H101ZM107 111H106V115L108 116V113H109V111L110 110H112L113 112H114V110L113 109H106ZM119 110H120V108H119ZM142 110V111H141ZM165 110V109H164ZM167 110H168V108H167ZM46 111V110H45ZM71 111V110H70ZM85 111V110H84ZM89 111V110H88ZM87 111V112H88ZM112 111H111V113H112ZM69 111H65V117H66V113H68ZM79 112V111H78ZM89 112V113H90ZM101 112V113H100ZM117 112V111H116ZM120 112H122V111H119V113ZM136 112V113H137ZM141 114H140V113ZM149 112V113H150ZM165 112V111H164ZM167 112V111H166ZM180 112V111H179ZM178 112V113H179ZM182 112H183V110H182ZM182 112L181 113H179L180 115H182ZM72 113H74V111L72 110ZM100 113V114H99ZM123 113V112H122ZM127 113V112H126ZM168 113V112H167ZM28 114V113H27ZM30 114V113H29ZM68 114H70V115H74V114H71V112H69ZM93 114V113H92ZM91 114V115H92ZM124 114V113H123ZM129 114H127V115H122L121 113L118 115V116H126V119H127V117H128V115ZM134 114V115H133ZM151 114V113H150ZM178 114V115H179ZM56 115V114H55ZM64 115V114H63ZM87 115H88V117L90 116L91 117V115H89L88 113L86 114V118L88 119V117H87ZM94 115V114H93ZM96 115V116H97ZM103 115H105V113L104 114H102V117H103ZM105 115V119L103 118V120H106V119H108L107 118V116ZM110 116H111V114H109ZM144 115V114H143ZM147 115V114H146ZM146 115H144V116H146ZM153 115V114H152ZM163 115V114H162ZM169 115V114H168ZM167 115V116H168ZM187 115V114H186ZM95 116V115H94ZM112 116H113V114H112ZM111 116V117H112ZM149 116V115H148ZM161 116V115H160ZM67 117H68V115H67ZM137 117H139V116H137ZM164 117V116H163ZM169 117V116H168ZM167 117V118H168ZM176 117V116H175ZM86 118H83V119H85L86 120ZM92 118V122H91V125H92V123L95 121V120H93L94 118L93 117H91ZM98 118V117H97ZM101 118V117H100ZM121 118V117H120ZM124 118V117H123ZM122 118V119H123ZM135 118V117H134ZM141 118H142V115H141ZM13 119H14V117H13ZM59 119V118H58ZM61 119V118H60ZM59 119V121H61ZM63 119V118H62ZM80 119H82V118H80ZM102 119V118H101ZM113 119V118H112ZM112 119L110 120V121H112ZM116 119H117V117H116ZM121 119V120H122ZM148 119V118H147ZM166 119V118H165ZM164 119V120H165ZM90 120V119H89ZM98 120H100V119H97L96 120V122L98 121ZM114 120V119H113ZM134 120V119H133ZM132 120V121H133ZM136 120H138L139 121V119H136ZM144 120V119H143ZM9 121V120H8ZM82 121V120H81ZM101 121V120H100ZM99 121V122H100ZM109 120H107V121H105V122H101V124L102 123H104L103 124V126L105 125H107L108 123H111V122H108ZM123 121V120H122ZM124 121H125V119H124ZM124 121L122 122V123H124ZM127 122H128V120H126ZM126 121H125V123L124 124H126ZM131 121V123H133V122H136V121H133L132 122ZM136 122V124H138L139 126H140V123H141V121L140 122ZM172 121H175V120H173L172 119ZM230 121H231V119H230ZM76 122V121H75ZM74 122V123H75ZM79 123L78 124H80L81 122H80V120L78 121ZM83 122H85V121H83ZM89 122V121H88ZM88 122H86V123H84V125H88ZM113 122V121H112ZM166 121H164V123H165ZM178 122V121H177ZM243 122V123H244ZM27 123V122H26ZM116 123V122H115ZM156 122H154V124H155ZM160 122L158 121V123H156V124H159ZM243 123H241V124H243ZM76 124H77V122H76ZM76 124H75V126H76ZM82 125H83V123H81ZM80 124V125H81ZM95 124V123H94ZM100 124V125H101ZM123 124V126H125ZM134 124V123H133ZM145 124V123H144ZM166 124V123H165ZM176 124V123H175ZM217 124V126H216V130H218V128L217 127H219V125ZM70 125V124H69ZM71 125H72V123H71ZM81 125V126H82ZM83 125V126H84ZM99 125V124H98ZM99 125V128L102 126H100ZM127 125V124H126ZM137 125V127H139ZM73 126V125H72ZM72 126H70V127H72ZM82 126V128H83V133L85 132L84 130V127ZM96 126H97V124H96ZM95 126V127H96ZM122 126V125H121ZM155 126V125H154ZM164 126V125H163ZM242 126V125H241ZM80 127V126H79ZM78 126H77V131L80 129ZM86 127V126H85ZM88 127V126H87ZM93 127V128H92ZM28 128V127H27ZM26 128V129H27ZM79 128V129H78ZM81 128V129H82ZM88 128H90V129H92V132H95V128H94V126H89ZM86 129V130H90V129ZM103 128H105V127H103ZM106 128H107V126H106ZM122 128H124V127H122ZM141 128V127H140ZM154 128V127H153ZM176 128V127H175ZM178 128V127H177ZM73 129H74V126H73ZM93 129H95L94 131H93ZM101 130H103L102 129V127L100 128ZM108 129V128H107ZM151 129V131H152V128H150ZM198 129V128H197ZM196 128H185V132L183 133V136H185L186 138H188V139H192L193 137H194V139L196 138V132H198V130H197ZM58 130L60 131V129H57V131H55V129H54V131H55V134H56V132H58ZM75 130V131H76ZM99 131L100 133H102L104 130H105V132H106V129H104L103 131ZM224 130V129H223ZM223 130L221 131V132H223ZM239 130H240V127H236L233 131H232V134H238L239 133ZM87 131V132H88ZM137 131V130H136ZM90 132H91V130H90ZM97 132H98V128H97ZM97 132H95L94 134H92V133H90V134H92L93 135V137H94V135L96 134L97 135ZM99 132H98V135H99ZM126 132V131H125ZM142 132V131H141ZM154 132H157V131H154ZM166 132H168V131H166ZM61 133V132H60ZM83 133H82V135H83ZM89 133V132H88ZM104 133V132H103ZM137 133H140V132H136V134ZM153 133V132H152ZM162 133V132H161ZM22 134V133H21ZM77 134V133H76ZM79 134H81V130H79L78 131V134H77V136L79 135ZM87 133H84V135H83V137H86V136H88V138H89V135L90 134H87ZM126 135H128L127 137H128V139L129 138H131V140L130 141H132V137L131 136H135L136 134H135V132H133V134H132V131H131V135H130V132L128 131V134H127V132L125 133ZM124 134V135H125ZM154 134V133H153ZM164 134H165V131H164ZM86 135V136H85ZM123 135V136H124ZM138 135V134H137ZM136 135V137H138V140L140 141V144L139 145H141V144H143V143H141V137L142 136H137ZM141 135V134H140ZM152 135V134H151ZM171 135V134H170ZM202 135H203V133H202ZM255 135V134H254ZM10 136V135H9ZM72 136H74V134H72ZM76 136V135H75ZM80 136V135H79ZM130 136V137H129ZM156 136V135H155ZM157 136H159L158 134H157ZM156 136V137H157ZM165 136V135H164ZM222 136V135H221ZM232 136V135H231ZM56 137V136H55ZM82 136H80L79 138H83ZM92 137V136H91ZM92 137V138H93ZM96 137V136H95ZM136 137H134V141L136 142ZM141 139H140V138ZM149 137V136H148ZM151 137V136H150ZM156 137H154V138H156ZM167 137V136H166ZM170 137V136H169ZM172 137V136H171ZM175 137V136H174ZM9 138V137H8ZM7 138V139H8ZM13 138V137H12ZM60 138V137H59ZM58 138V139H59ZM88 138H86L87 140L85 141V142H88ZM173 138V137H172ZM171 138V140H173ZM211 138V137H210ZM232 138V137H231ZM61 139V138H60ZM90 139V138H89ZM125 139H126V141H127V138L125 137ZM168 139H170V138H168ZM219 139V138H218ZM138 140H137V142H138ZM145 140V139H144ZM211 140H212V138H211ZM234 140V139H233ZM236 140V139H235ZM142 141H143V139H142ZM152 141V140H151ZM163 141V140H162ZM166 141V140H165ZM216 141H218V142H222V141H224L223 140V138L222 139H220V140H216ZM238 140H236V142H237ZM23 142V141H22ZM90 142V141H89ZM88 142V143H89ZM128 142V141H127ZM133 142V141H132ZM132 142H130V145H131V148L133 149L134 147L133 146H135L136 147V143L134 142L133 144H135V145H133V144H131ZM146 142V141H145ZM144 142V143H145ZM155 142V143H154ZM154 142H152V144L153 145H151L150 144V142H149V145L151 146V148L150 149H152L154 146L156 147L157 145L156 144H158V143H156L157 141H154ZM167 142H170V141H166L165 143H167ZM225 142V141H224ZM12 143H14V142H12ZM17 143H18V141H17ZM129 143V142H128ZM139 143V142H138ZM146 143H148V142H146ZM160 143H162L161 141H160ZM216 143V142H215ZM7 144V143H6ZM10 144H11V142H10ZM19 144V143H18ZM63 144H65V143H63ZM126 145H128V146H130L129 144H127V143H125ZM191 144H192V142H191ZM220 144V143H219ZM234 144H235V142H234ZM133 145V146H132ZM160 146H162L163 144H159ZM158 145V146H159ZM180 145V144H179ZM186 145V144H185ZM242 145V144H241ZM1 146H2V144H1ZM28 146V145H27ZM143 145H141V147H142ZM153 146V147H152ZM177 147H180V146H178V145H176ZM238 146V145H237ZM8 147H9V145H8ZM140 147V148H141ZM189 147V146H188ZM40 148H42V147H40ZM137 148V149H136ZM136 148H134V151H132L131 153H134L135 152V149H136V151H138V149H139V147H136ZM144 148V150L143 149H139V151L141 152V150L143 151V155H144V153H148V155L149 154H152L151 152H146V148H145V146L143 147ZM158 148V147H157ZM156 148V149H157ZM155 149V148H154ZM179 149V148H178ZM188 149V148H187ZM11 150V149H10ZM153 150V149H152ZM161 150H165V149H162L161 148ZM138 151V152H139ZM147 151H151V150H147ZM156 151V150H155ZM158 151H160V148H159V150ZM182 151V150H181ZM138 152L136 153V155L138 154ZM139 152V154H140V159L142 158V157H144V158H146V160H147V154H146V156H142L141 155V153ZM154 152V151H153ZM25 153V152H24ZM155 153V152H154ZM157 153V152H156ZM139 154H138V156H139ZM177 154H180L179 153V151L177 152ZM132 155H134V154H132ZM142 156V157H141ZM151 156V155H150ZM134 157V156H133ZM137 157V156H136ZM19 158V157H18ZM24 158H26L25 156H24ZM135 158V157H134ZM133 158V159H134ZM138 158V157H137ZM144 158H142L143 160L141 161V160H139V161H141V162H143L144 163ZM149 158V157H148ZM178 158H179V155H178ZM180 158H181V156H180ZM183 158V157H182ZM29 159V158H28ZM40 159V158H39ZM15 160V159H14ZM22 160V159H21ZM78 160V159H77ZM145 160V163L147 162H149V161H146ZM149 160H150V158H149ZM138 162V161H137ZM36 163V162H35ZM14 164V163H13ZM18 164V163H17ZM21 164V163H20ZM24 164H26V163H24ZM33 164V163H32ZM38 164V163H37ZM122 164V163H121ZM138 164H139V162H138ZM149 164V163H148ZM35 165V164H34ZM142 165V164H141ZM150 166H152V164H149ZM25 166V165H24ZM38 166V165H37ZM139 166V165H138ZM154 166V165H153ZM170 166V165H169ZM41 167V166H40ZM140 167V166H139ZM37 168V167H36ZM39 168V167H38ZM78 168V167H77ZM81 168V167H80ZM142 168V167H141ZM140 168V169H141ZM144 168V167H143ZM171 168V167H170ZM245 168H249V171L247 172L246 170H245ZM9 169V168H8ZM11 169V168H10ZM16 169V168H15ZM25 169V168H24ZM32 169V168H31ZM42 169V168H41ZM54 169H55V166H54ZM151 169H153V168H151L150 167V170ZM79 170V169H78ZM144 170H145V168H144ZM149 169H148V171L149 172H151ZM169 170V169H168ZM181 169H179V171H180ZM25 170H23V172H24ZM147 171V172H148ZM155 171V170H154ZM170 171V170H169ZM236 173H237V171L238 172H240V173H247L248 174V180L250 181L249 182V184L247 185V187H246V189H247V192H248V194H250L251 195V198H252V203H250V204H247V207L245 208V212L248 214V216H245V218L243 219V218H238L237 219V223H236V225L237 224H239L240 226H242V227H244V228H247V226H248V228H250V231H255V232H259L260 233V231H263L264 232V166L263 167H260L259 166V164H258V162H256V161H252V162H250L247 166L245 165V166H243V167H237L236 168ZM76 172V171H75ZM145 172V171H144ZM148 172V173H149ZM172 172L173 171H171V174H172ZM175 172H177V170H175ZM175 172H173V173H175ZM39 173V172H38ZM37 173V174H38ZM50 173H52V172H50ZM55 173H57V171H55ZM179 173V172H178ZM177 173V174H178ZM32 174V173H31ZM35 174H36V172H35ZM42 174V173H41ZM169 174V173H168ZM177 174H174V176L175 175H177ZM180 174V173H179ZM66 175H68V174H66ZM8 176V175H7ZM21 176V175H20ZM24 176V175H23ZM29 176V175H28ZM38 176V175H37ZM36 177V176H35ZM69 177V176H68ZM123 177V176H122ZM237 177V176H236ZM28 178V177H27ZM62 178V177H61ZM25 179V178H24ZM242 179V178H241ZM2 180V179H1ZM59 180V179H58ZM92 180V179H91ZM39 182V181H38ZM54 182V181H53ZM56 182V181H55ZM80 182V181H79ZM164 182V181H163ZM166 182V181H165ZM2 183V182H1ZM10 184H11V182H9ZM67 183V182H66ZM23 184V183H22ZM53 184H55V183H53ZM57 184V183H56ZM244 184V183H243ZM180 185H182V183L180 184ZM185 185V184H184ZM183 185V186H184ZM235 185H237V187L236 188H239V186H240V184L239 183H235ZM43 186V185H42ZM129 186V185H128ZM134 186H135V184H134ZM137 186V185H136ZM45 187V186H44ZM47 187V186H46ZM148 186H146V188H147ZM178 187V186H177ZM34 188V187H33ZM109 188V187H108ZM125 188V187H124ZM130 188H132V187H130ZM135 189V188H134ZM38 190H39V188H38ZM46 190H48V189H46ZM133 190V189H132ZM180 190V189H179ZM37 191V190H36ZM40 191V190H39ZM77 191V190H76ZM111 191V190H110ZM49 192V191H48ZM79 192V191H78ZM106 192V191H105ZM177 192V191H176ZM227 191L223 188L221 191H220V194L218 193V195H216L215 196V198H214V204H218L221 200H222V198H224L223 196H224V194L226 193ZM56 193V192H55ZM125 193V192H124ZM137 193V192H136ZM149 193V192H148ZM155 193V192H154ZM182 192H180V194H181ZM12 194V193H11ZM126 194V193H125ZM107 195V194H106ZM135 196V195H134ZM140 196V195H139ZM221 197V198H219V197ZM100 197V196H99ZM145 197V196H144ZM178 197V196H177ZM39 198V197H38ZM134 198V197H133ZM142 198V197H141ZM45 199V198H44ZM65 199V198H64ZM131 199V198H130ZM136 199V198H135ZM6 200V199H5ZM66 200V199H65ZM143 200V199H142ZM184 200V199H183ZM185 200H186V198H185ZM61 201V200H60ZM261 201H263L262 203H260L259 204V202H261ZM36 202H37V200H36ZM49 202V201H48ZM82 202V201H81ZM94 202V201H93ZM69 203V202H68ZM28 204V203H27ZM44 204V203H43ZM47 204V203H46ZM45 204V205H46ZM56 204H57V202H56ZM96 204H97V202H96ZM121 204V203H120ZM12 205V204H11ZM21 205V204H20ZM29 205V204H28ZM31 205V204H30ZM29 205V206H30ZM48 205V204H47ZM51 205V204H50ZM55 205V204H54ZM109 205V204H108ZM113 205V204H112ZM2 206V205H1ZM38 206V205H37ZM58 206V205H57ZM75 206V205H74ZM104 206V205H103ZM39 207V206H38ZM37 207V208H38ZM51 207V206H50ZM60 207V206H59ZM85 207V206H84ZM83 207V208H84ZM108 207V206H107ZM14 208V207H13ZM32 208H34V207H32ZM43 208V207H42ZM73 208V207H72ZM1 209V208H0ZM11 209V208H10ZM96 209V208H95ZM103 209V208H102ZM43 210V209H42ZM46 210V209H45ZM48 210V209H47ZM84 210V209H83ZM10 211V210H9ZM12 211V210H11ZM104 212V211H103ZM119 213H120V211H119ZM97 214V213H96ZM103 214V213H102ZM93 215V214H92ZM111 215H112V213H111ZM73 216V215H72ZM77 216V215H76ZM85 216V215H84ZM89 216V215H88ZM96 216V215H95ZM208 216V215H207ZM56 217H58V216H56ZM115 217V216H114ZM3 219H5V218H3ZM54 219V218H53ZM89 219V218H88ZM88 219H86V221L88 220ZM68 220V219H67ZM91 220V219H90ZM89 220V221H90ZM125 220V219H124ZM259 220H261V222L262 223H258V221ZM7 221V220H6ZM26 221V220H25ZM58 221V220H57ZM69 222V221H68ZM66 223V222H65ZM89 223V222H88ZM89 225V224H88ZM61 226V225H60ZM59 226V227H60ZM64 226V225H63ZM71 226H72V224H71ZM85 226V225H84ZM58 227V228H59ZM75 227V226H74ZM92 227V226H91ZM55 228V227H54ZM66 228V227H65ZM70 228V227H69ZM64 229V228H63ZM56 230V229H55ZM85 231V230H84ZM248 231V230H247ZM59 232V231H58ZM13 233V232H12ZM37 233V232H36ZM61 233V232H60ZM90 233V232H89ZM56 234V233H55ZM58 234V233H57ZM63 234V233H62ZM84 234V233H83ZM186 234V233H185ZM261 234V233H260ZM13 236H14V234H12ZM40 235H42V234H40ZM25 236H27V235H25ZM44 236V235H43ZM92 236H94V235H92ZM188 236V235H187ZM261 236V235H260ZM56 237H58V236H56ZM86 237V236H85ZM216 237L218 238V239H224V238H229L230 237V234L229 233H217L216 234ZM42 237H40V239H41ZM55 238V237H54ZM57 239V238H56ZM61 240H63V239H61ZM258 240H261V239H258ZM39 241V240H38ZM73 241V240H72ZM190 241V240H189ZM18 242V241H17ZM57 242V241H56ZM61 242V241H60ZM261 242H262V240H261ZM62 243V242H61ZM232 243V242H231ZM258 243H260V242H258ZM239 244V243H238ZM55 245V244H54ZM107 245V244H106ZM242 245V244H241ZM248 245V244H247ZM39 246H41V245H39ZM46 246V245H45ZM239 246V245H238ZM264 246V245H263ZM22 247V246H21ZM50 247V246H49ZM58 247H59V245H58ZM74 247V246H73ZM230 247V246H229ZM232 247V246H231ZM253 247H257L256 246V244L253 246ZM259 247V246H258ZM224 248H226V246L224 247ZM263 248V247H262ZM43 249V248H42ZM60 249V248H59ZM241 248H239V252L241 251L240 250ZM22 250V249H21ZM20 250V251H21ZM24 250V249H23ZM219 250V249H218ZM233 250V249H232ZM262 250H264V249H262ZM54 251V250H53ZM220 251H222V249H220ZM220 251H219V253H220ZM29 252V251H28ZM51 252V251H50ZM233 252H235L236 253V249H235V251H233ZM232 252V253H233ZM23 253V252H22ZM222 253V252H221ZM250 253V252H249ZM44 254V253H43ZM218 253L216 252V255H217ZM7 255V254H6ZM247 255V254H246ZM215 256V255H214ZM217 256H219V255H217ZM19 257V256H18ZM218 258V257H217ZM6 259V258H5ZM48 260H49V258H47ZM9 260V259H8ZM17 260V259H16ZM52 260V259H51ZM56 260V259H55ZM252 260V259H251ZM12 261V260H11ZM42 261V260H41ZM50 261V260H49ZM196 261V260H195ZM194 261V262H195ZM59 262V261H58ZM58 262H57V264H58ZM215 262H216V259H215ZM244 262V261H243ZM40 263V262H39ZM47 263V262H46ZM2 264V263H1ZM50 264V263H49ZM73 264V263H72ZM75 264V263H74ZM124 264V263H123Z\"/></svg>", "mask_w": 264, "mask_h": 264}]
</instances>
